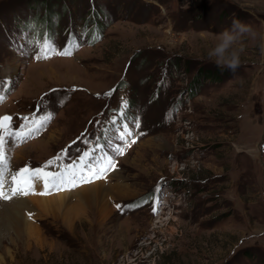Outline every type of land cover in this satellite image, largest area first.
Masks as SVG:
<instances>
[{"label":"rangeland","instance_id":"374dc122","mask_svg":"<svg viewBox=\"0 0 264 264\" xmlns=\"http://www.w3.org/2000/svg\"><path fill=\"white\" fill-rule=\"evenodd\" d=\"M233 20L264 35V0H0V117L53 114L35 138L9 140L4 191L11 172L95 148L89 164L115 162L105 178L43 196L113 184L115 172L134 192L110 199L103 228L74 233L32 205L38 231L6 239L0 264H264L262 42L245 41L236 74L207 58ZM49 36L57 50L75 41L72 55L37 59ZM125 100L132 138L121 140L110 123Z\"/></svg>","mask_w":264,"mask_h":264},{"label":"snow or ice","instance_id":"6c2138e0","mask_svg":"<svg viewBox=\"0 0 264 264\" xmlns=\"http://www.w3.org/2000/svg\"><path fill=\"white\" fill-rule=\"evenodd\" d=\"M37 46L38 54L36 58L49 59L52 54L60 56L72 55V48L75 47L76 44L75 41H72L66 45L63 50H57L55 42L49 36L47 38H42V41L38 42ZM4 87V84H0V90ZM5 99L6 97L4 95H0V103H3ZM122 107L126 109L127 102H124ZM120 115L123 118L126 113L121 112ZM52 119L53 114L50 112H46L39 116L33 115L32 117H23V123L20 125L19 130H14L13 118L11 116L5 115L0 117V200L8 201L15 196L37 194L35 191L37 181L43 183V191L39 193L40 195H49L55 191L68 190L81 183H90L96 179H103L109 171L116 167L114 160L106 156L101 158L102 162L89 164V160H95V152L97 150L95 148L84 151L79 157V162L65 164L63 161L68 155L66 150L53 160L48 161L43 167L32 169L26 166L18 171L11 172L12 187L10 192H5V177L10 173V157L6 154L9 140L16 144L25 143L44 131ZM115 122L116 121L113 120V123ZM126 135L132 136V132L126 130ZM120 139L124 140V136H121ZM130 143H135V140H131ZM114 151L118 155L124 154L123 147L115 148ZM57 161L60 162V170L56 172L48 171L47 169L49 167L57 166ZM156 191L158 192L159 189ZM138 206L140 205H135V207ZM117 208L119 209L120 205H117Z\"/></svg>","mask_w":264,"mask_h":264},{"label":"bare ground","instance_id":"6f19581e","mask_svg":"<svg viewBox=\"0 0 264 264\" xmlns=\"http://www.w3.org/2000/svg\"><path fill=\"white\" fill-rule=\"evenodd\" d=\"M21 156L17 154V159H21ZM127 159L129 157L125 161ZM111 175L117 179V182L105 184L99 180L94 184L77 189L78 191L72 194L64 191L59 197L51 198L39 194L43 191V183L37 181L35 188L37 194L29 198L28 196H15L12 198L13 204L11 205H2L0 202V245L6 239L14 243L18 237L24 235L27 237L38 231V226L30 222L32 218L30 211L34 209L32 205L45 216H50L54 221L63 224L72 233L84 226L92 227L94 220L100 228H103L115 212L110 199L124 200L134 194L131 186L120 181L122 179L120 172ZM73 199L75 203L71 204Z\"/></svg>","mask_w":264,"mask_h":264},{"label":"clouds","instance_id":"9594fccd","mask_svg":"<svg viewBox=\"0 0 264 264\" xmlns=\"http://www.w3.org/2000/svg\"><path fill=\"white\" fill-rule=\"evenodd\" d=\"M216 39L218 42L208 51L207 58L222 72L237 73L242 66L241 54L245 51L246 40H260L264 53V35L239 20H233L231 27L218 34Z\"/></svg>","mask_w":264,"mask_h":264}]
</instances>
